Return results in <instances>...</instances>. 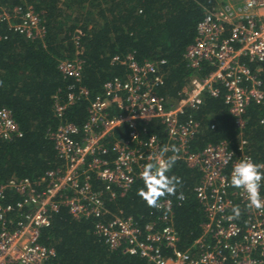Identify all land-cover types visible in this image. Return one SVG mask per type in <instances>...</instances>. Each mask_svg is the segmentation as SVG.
Returning a JSON list of instances; mask_svg holds the SVG:
<instances>
[{
	"label": "built area",
	"instance_id": "2783aa9c",
	"mask_svg": "<svg viewBox=\"0 0 264 264\" xmlns=\"http://www.w3.org/2000/svg\"><path fill=\"white\" fill-rule=\"evenodd\" d=\"M0 23L27 38L44 33L31 6L0 10ZM79 53L58 65L64 77L77 83L82 72ZM185 60L194 71L205 62L212 70L191 77L173 103L157 93L164 83L165 61L139 63L132 54L112 58L126 72L107 81L102 95L90 99L85 88L74 90L73 84L67 102H54L59 123L48 137L60 165L39 180L13 178L0 185V264H46L54 250L39 242L40 231L60 207L75 220H95V234L109 248L123 247L124 253L151 264H264V208L251 207L246 193L231 184L237 163L246 158L254 162L242 137L250 104L262 108L259 124L264 130V0H216L198 22ZM205 94H222L238 130L236 147L221 142L190 150L199 130L191 112L200 108ZM79 99L88 101V118L81 128L63 119L66 108ZM153 121L162 124L165 139L148 133L144 124ZM121 128L126 137L116 136ZM18 136L10 110L1 108L0 142ZM173 155L199 171L193 191L206 215L200 236L185 250L177 246L171 200L158 201L159 223L149 222L141 230L131 217L111 215L103 198L123 195L143 180L147 164L158 165ZM260 193L264 198V181ZM235 208L242 212V221L236 220Z\"/></svg>",
	"mask_w": 264,
	"mask_h": 264
},
{
	"label": "trees",
	"instance_id": "16d2710c",
	"mask_svg": "<svg viewBox=\"0 0 264 264\" xmlns=\"http://www.w3.org/2000/svg\"><path fill=\"white\" fill-rule=\"evenodd\" d=\"M215 5L216 0H0V10L9 12L14 7L31 6L44 30L41 37L27 38L0 23V109L10 110L21 133L0 142V185L13 178L36 181L60 165L48 137L49 130L59 123L54 116V102H67L73 84L74 90L85 88L90 99L102 95L107 81L123 77L126 72L124 66L112 61L115 56L132 54L139 63L164 60V83L157 93L169 103L177 101L191 77H203L212 70L206 62L199 71L192 70L185 53L194 43L197 24L206 9ZM78 51L82 72L77 83L64 77L58 65L75 57ZM261 67L264 78V62ZM87 108L88 101L79 99L66 108L63 119L81 128L88 118ZM191 114L199 122L198 133L190 141L191 151L221 142L236 147L238 130L222 94H205L200 108ZM262 116V108L250 104L242 132L247 152L258 164H264V130L259 124ZM144 125L149 134L165 139L160 122ZM117 135L126 137L125 128L119 129ZM167 175L179 178L181 183L175 195H166L159 201L173 202L177 246L185 250L200 236L206 219L193 191L200 173L176 160ZM97 185L103 188L100 182ZM141 189L147 190L144 180H136L123 195L110 199L103 194V198L111 215L131 217L143 230L149 222L158 224L161 213L138 195ZM181 193L184 198L178 199ZM233 213L237 221H242L239 209L238 214ZM94 224L95 220H75L66 208L60 207L50 225L40 231L39 242L54 250L46 264H151L124 253L123 247L109 248L95 234Z\"/></svg>",
	"mask_w": 264,
	"mask_h": 264
},
{
	"label": "clouds",
	"instance_id": "9594fccd",
	"mask_svg": "<svg viewBox=\"0 0 264 264\" xmlns=\"http://www.w3.org/2000/svg\"><path fill=\"white\" fill-rule=\"evenodd\" d=\"M165 153L169 151L166 146L163 150ZM175 151V149H173ZM177 156H169L162 160L158 165L149 163L144 167L142 178L145 183L146 191L141 189L138 192L150 207H158L160 198L166 195H175L177 185L181 182L179 178L169 177L167 173L175 165ZM264 181V164H258L246 158L237 163L232 171V186L242 189L248 198L249 205L257 209L264 208V198L261 197V182ZM183 194L178 199H183ZM238 214V209H234Z\"/></svg>",
	"mask_w": 264,
	"mask_h": 264
}]
</instances>
